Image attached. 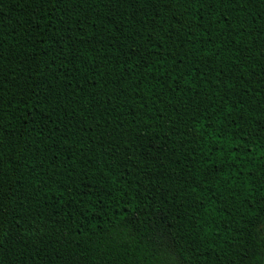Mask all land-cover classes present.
Here are the masks:
<instances>
[{"label":"trees","instance_id":"trees-1","mask_svg":"<svg viewBox=\"0 0 264 264\" xmlns=\"http://www.w3.org/2000/svg\"><path fill=\"white\" fill-rule=\"evenodd\" d=\"M262 223L264 0H0V264H264Z\"/></svg>","mask_w":264,"mask_h":264},{"label":"snow or ice","instance_id":"snow-or-ice-1","mask_svg":"<svg viewBox=\"0 0 264 264\" xmlns=\"http://www.w3.org/2000/svg\"><path fill=\"white\" fill-rule=\"evenodd\" d=\"M261 227V239L264 240V223H262L260 225ZM159 250H160V255H161V258L162 260L167 258L169 256V250L167 248V246L165 245L164 241H163V238H161V242H160V245H159Z\"/></svg>","mask_w":264,"mask_h":264}]
</instances>
